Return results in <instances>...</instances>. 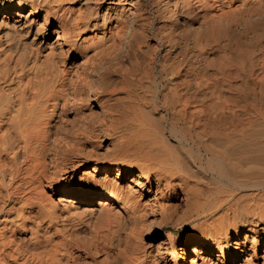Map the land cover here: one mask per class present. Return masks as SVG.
<instances>
[{
  "label": "bare ground",
  "instance_id": "6f19581e",
  "mask_svg": "<svg viewBox=\"0 0 264 264\" xmlns=\"http://www.w3.org/2000/svg\"><path fill=\"white\" fill-rule=\"evenodd\" d=\"M0 264H264V0H0Z\"/></svg>",
  "mask_w": 264,
  "mask_h": 264
},
{
  "label": "rangeland",
  "instance_id": "374dc122",
  "mask_svg": "<svg viewBox=\"0 0 264 264\" xmlns=\"http://www.w3.org/2000/svg\"><path fill=\"white\" fill-rule=\"evenodd\" d=\"M221 1H225V0H221ZM211 3L216 6L218 5V0H211ZM216 3V4H215ZM151 225V226H150ZM148 223V225H146V227L144 228L146 233L149 235V237H147V239H145V244H154L155 242H158L161 239V233L165 232L166 230H172V231H179L182 232L184 230H186L187 226H184L180 229H174L168 226H162L160 228V230H156L154 224H150ZM150 233V234H149ZM154 233V234H153ZM149 240V241H148ZM153 242V243H152Z\"/></svg>",
  "mask_w": 264,
  "mask_h": 264
}]
</instances>
